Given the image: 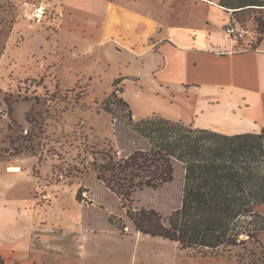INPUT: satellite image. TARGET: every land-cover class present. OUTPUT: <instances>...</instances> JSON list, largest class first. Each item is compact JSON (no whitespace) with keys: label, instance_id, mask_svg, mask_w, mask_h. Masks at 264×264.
I'll list each match as a JSON object with an SVG mask.
<instances>
[{"label":"rangeland","instance_id":"rangeland-1","mask_svg":"<svg viewBox=\"0 0 264 264\" xmlns=\"http://www.w3.org/2000/svg\"><path fill=\"white\" fill-rule=\"evenodd\" d=\"M38 1L0 0V264H264V232L245 248L204 256L136 231L129 208L155 210L167 219L181 207L185 170L175 163L173 182L137 191L131 202L106 188L92 154L100 157L112 147L124 157L140 143L128 126V111L113 99L109 114L104 103L117 90L134 114V125L154 116L197 128L213 122L196 124L178 99L169 102L136 89L137 80L125 77L132 66L103 58L97 39L84 40L81 32L58 35L57 0H47L45 22H33L32 5ZM154 3L170 25L225 29V34L236 28L243 33L233 38L239 48L254 47L262 37L254 19L264 21V10L230 16L196 0ZM162 53L173 66L175 55L167 49ZM187 65L191 82L218 83L191 60ZM199 97H192V105Z\"/></svg>","mask_w":264,"mask_h":264},{"label":"trees","instance_id":"trees-1","mask_svg":"<svg viewBox=\"0 0 264 264\" xmlns=\"http://www.w3.org/2000/svg\"><path fill=\"white\" fill-rule=\"evenodd\" d=\"M219 5L232 13L264 10V0H220ZM254 21L261 41L264 21ZM113 99L128 111V126L140 146L124 157L112 147L100 157L92 154L97 178L106 188L131 202L137 191L173 182L175 163L185 170L182 205L167 219L155 210L128 209L137 232L204 256L258 241L264 232V128L259 133L226 135L156 116L134 125V114L117 90L104 110L110 114L108 103ZM82 193L80 188L79 202Z\"/></svg>","mask_w":264,"mask_h":264},{"label":"crops","instance_id":"crops-1","mask_svg":"<svg viewBox=\"0 0 264 264\" xmlns=\"http://www.w3.org/2000/svg\"><path fill=\"white\" fill-rule=\"evenodd\" d=\"M57 1L61 18L58 35L81 32L84 40L97 39L103 58L125 60L132 66L125 77L137 80L136 89L162 95L167 101L178 99L189 117L195 116L196 124L199 120L213 122L199 129L237 135L259 133L264 128V37L254 47L245 44L239 48L225 29L170 25L154 0ZM196 1L225 10L220 0ZM227 13L231 16L232 12ZM165 49L175 55L173 66L162 53ZM187 59L218 83L207 87L188 80ZM154 64L158 69L153 70ZM194 95L200 97L192 105ZM214 120L229 124L218 126Z\"/></svg>","mask_w":264,"mask_h":264},{"label":"built area","instance_id":"built-area-1","mask_svg":"<svg viewBox=\"0 0 264 264\" xmlns=\"http://www.w3.org/2000/svg\"><path fill=\"white\" fill-rule=\"evenodd\" d=\"M49 11V5L47 0H39L37 4H35V8L32 13V21L36 24H40L44 22L45 18L47 17V13ZM227 35L233 40H236L243 37V33L239 32L234 27H229L227 29Z\"/></svg>","mask_w":264,"mask_h":264}]
</instances>
